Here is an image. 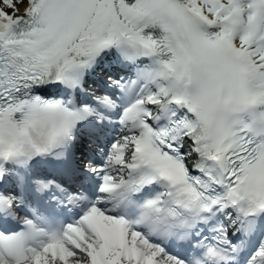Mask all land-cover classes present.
I'll list each match as a JSON object with an SVG mask.
<instances>
[{"label": "snow or ice", "instance_id": "snow-or-ice-1", "mask_svg": "<svg viewBox=\"0 0 264 264\" xmlns=\"http://www.w3.org/2000/svg\"><path fill=\"white\" fill-rule=\"evenodd\" d=\"M0 264H264V0H0Z\"/></svg>", "mask_w": 264, "mask_h": 264}]
</instances>
